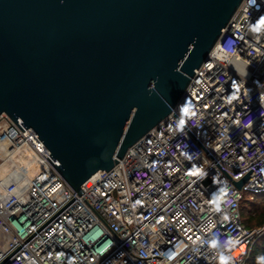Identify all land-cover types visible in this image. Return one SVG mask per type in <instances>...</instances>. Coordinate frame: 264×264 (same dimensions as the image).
I'll use <instances>...</instances> for the list:
<instances>
[{"label":"built area","instance_id":"obj_1","mask_svg":"<svg viewBox=\"0 0 264 264\" xmlns=\"http://www.w3.org/2000/svg\"><path fill=\"white\" fill-rule=\"evenodd\" d=\"M0 145V264H246L264 233L240 215L264 194V0H244L171 115L81 196L6 115Z\"/></svg>","mask_w":264,"mask_h":264},{"label":"water","instance_id":"obj_2","mask_svg":"<svg viewBox=\"0 0 264 264\" xmlns=\"http://www.w3.org/2000/svg\"><path fill=\"white\" fill-rule=\"evenodd\" d=\"M243 2L0 0V118L81 196L171 115Z\"/></svg>","mask_w":264,"mask_h":264},{"label":"trees","instance_id":"obj_3","mask_svg":"<svg viewBox=\"0 0 264 264\" xmlns=\"http://www.w3.org/2000/svg\"><path fill=\"white\" fill-rule=\"evenodd\" d=\"M242 224L250 229H264V194L244 196L240 205ZM246 264H264V233L255 239Z\"/></svg>","mask_w":264,"mask_h":264},{"label":"rangeland","instance_id":"obj_4","mask_svg":"<svg viewBox=\"0 0 264 264\" xmlns=\"http://www.w3.org/2000/svg\"><path fill=\"white\" fill-rule=\"evenodd\" d=\"M4 168L6 169V172L4 173V175H5V178H1V173L3 172V170H4ZM9 168L6 166V164H5V162H0V192H1V190H2V185H3V183L6 181V179H8L9 178V175H11V171L12 170H8ZM9 172V173H8ZM250 198V197H249ZM251 199V198H250ZM259 229H262V228H259ZM259 229H254V230H259Z\"/></svg>","mask_w":264,"mask_h":264},{"label":"bare ground","instance_id":"obj_5","mask_svg":"<svg viewBox=\"0 0 264 264\" xmlns=\"http://www.w3.org/2000/svg\"><path fill=\"white\" fill-rule=\"evenodd\" d=\"M5 148L4 146L0 145V157L3 158L4 157V154H5ZM9 170V169H8ZM6 172V169L4 168L3 172L1 173V178H5V175L4 173ZM9 173V172H8ZM32 175V172H29L28 173V176H31ZM10 177V175H9ZM9 179V178H8ZM8 179H6V181L3 183L2 186H4L7 182H8ZM3 188V187H2ZM0 196H1V192H0Z\"/></svg>","mask_w":264,"mask_h":264}]
</instances>
